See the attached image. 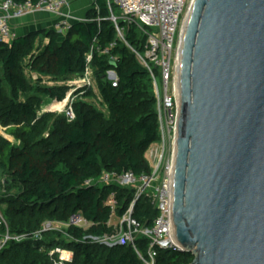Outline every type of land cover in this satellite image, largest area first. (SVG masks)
<instances>
[{
	"label": "trees",
	"instance_id": "16d2710c",
	"mask_svg": "<svg viewBox=\"0 0 264 264\" xmlns=\"http://www.w3.org/2000/svg\"><path fill=\"white\" fill-rule=\"evenodd\" d=\"M96 5L99 13L93 7L94 12L86 17L89 21L74 24L63 42L55 32L47 33L49 44L37 56H32L35 35L17 37L11 45L0 42V126L21 142L16 148L0 139V172L14 171L11 180L23 186L17 197L0 196L11 232H35L46 221L67 222L73 215L95 224L88 231L68 230L69 236L81 242L52 233L42 242L10 243L0 253V264H52L48 251L55 247L72 251V264H144L130 246L108 248L83 243L89 235L113 234V227L108 225L113 213L122 218L135 198L132 189L86 184L105 173L151 175L146 154L161 140L150 73L117 38L105 0H96ZM126 40L136 49L144 41L134 29L127 31ZM113 43L116 46L108 55L101 53ZM89 54H93L90 66L108 116L82 101L69 104L76 116L72 122L65 115L42 114L44 98L63 103L70 88L29 82L25 59L31 57L33 71L65 81L86 74ZM114 57L116 62L111 61ZM109 71L116 73L117 87L108 80ZM81 95L92 96L91 87L84 86L71 98ZM111 198L113 208L108 204ZM158 215L148 197L137 201L133 216L140 223L151 227ZM137 246L147 258L148 240L139 238ZM193 260L190 253L157 250L156 264H192Z\"/></svg>",
	"mask_w": 264,
	"mask_h": 264
},
{
	"label": "water",
	"instance_id": "95a60500",
	"mask_svg": "<svg viewBox=\"0 0 264 264\" xmlns=\"http://www.w3.org/2000/svg\"><path fill=\"white\" fill-rule=\"evenodd\" d=\"M178 73L179 251L192 264H264V0H193Z\"/></svg>",
	"mask_w": 264,
	"mask_h": 264
},
{
	"label": "built area",
	"instance_id": "2783aa9c",
	"mask_svg": "<svg viewBox=\"0 0 264 264\" xmlns=\"http://www.w3.org/2000/svg\"><path fill=\"white\" fill-rule=\"evenodd\" d=\"M77 0H4L0 2V42L11 45L16 39L13 23L36 14H46L52 18L53 29L58 33H68L76 23L89 20L72 14L70 8ZM110 11L109 21L113 23L117 38L123 42L136 56L138 62L148 70L153 80L154 93L157 100V112L160 125L161 140L152 145L147 157L152 162V174L138 177L134 172L122 174L105 173L97 181L88 182L87 186L115 185L123 189L135 191V198L128 211L117 222L113 219L108 223L114 229L113 234L103 237L89 235L83 243L102 245L108 248L130 246L144 264H156L157 250H178L179 245L174 234L172 220L173 206V164L175 140L179 111V64L181 37L184 24L193 0H105ZM120 10L116 15L113 6ZM94 9L99 7L94 0ZM134 29L144 39L140 49L131 46L126 40L127 31ZM116 43L101 52L108 55ZM93 54L87 56L88 69L85 75L92 72L90 66ZM116 62L117 58H111ZM84 75V76H85ZM113 87L118 85V77L114 71L107 74ZM71 95L63 103L56 102L62 115L68 122L76 116L72 106H67ZM66 103V104H65ZM58 110V109H57ZM173 144V157L170 164L162 167L163 158L168 144ZM148 197L152 207L159 213L151 227H147L134 218V208L138 200ZM114 207L113 198L109 203ZM95 224L81 215H73L67 222L46 221L35 232L13 234L3 210L0 207V253L10 243L42 242L48 234H61L71 241L81 242L68 235V230L78 228L90 230ZM148 240L147 258L143 257L137 246V240ZM52 264H72L74 253L68 249L55 247L48 251Z\"/></svg>",
	"mask_w": 264,
	"mask_h": 264
},
{
	"label": "rangeland",
	"instance_id": "374dc122",
	"mask_svg": "<svg viewBox=\"0 0 264 264\" xmlns=\"http://www.w3.org/2000/svg\"><path fill=\"white\" fill-rule=\"evenodd\" d=\"M93 7H94V0H93L91 5L89 4V7H87L85 12H84V10L82 11L83 13H86L84 16L85 18L90 17L89 14L94 12V11H92ZM114 10H115L116 15L120 14L119 8L116 7L115 5H114ZM35 22H36L35 24L38 23L37 24L38 27H35L33 29L30 28L28 34H26V35L32 34V35H35L37 37L35 42H34V48H33L32 56L39 55L41 52H43L45 47L49 44V39L47 38V33L55 32V35L58 36L60 42H63V40L67 37V33H58V31H55L53 29V23L50 22V20L48 22V21H46V19H39V20L36 19ZM17 37L18 36L16 34V38ZM30 63H32L31 57L26 58L25 62H24L25 75H26L27 80L29 82H31L33 84L40 82L42 86H48V87H51V86H68L70 88L69 96L70 95L72 96L76 91L83 88L84 86H89L92 89V96H90V97H85L84 95H81L79 97L73 96V98H71V100L69 101L67 106H69V104H72L76 101L87 102L88 104H90L94 108H96L99 112L103 113L105 116H108V110H107L105 103L102 100V97H101V94L99 92L98 85H97V78H96V75L94 74L93 70H92V72L90 71V74H88V75L71 76V77H69V79L62 81V80L55 79L53 76L42 75V74H39V73L33 71L30 67ZM5 87H6L7 92L10 93V89L7 86H5ZM44 101H45V103H44V106L41 110L42 114L43 113H52L55 115H62V113L59 109L58 110L52 109V107L58 105L56 103V101H51V100H48L46 98H44ZM52 105H54V106H52ZM0 139L3 141H6L7 143L11 144L12 146H14L16 148L21 147V142L19 140H17L15 137L8 135L6 132V129L2 128L1 126H0ZM156 148H157V146L155 145L154 149H156ZM172 157H173V144L170 143V144H168V146L166 148V152H165V155L163 158L162 167H165L167 164H170ZM146 159H147L148 163L150 164V166H152V162L147 157V154H146ZM13 164H15V162ZM13 173H14V171H10V170L0 172V196L17 197V196L22 194L23 186H21L17 182H14L9 187L8 190H5L4 182L6 179L11 180L15 174V173L14 174ZM113 221L114 222L118 221V218L115 215V213H113Z\"/></svg>",
	"mask_w": 264,
	"mask_h": 264
},
{
	"label": "crops",
	"instance_id": "0c3cea01",
	"mask_svg": "<svg viewBox=\"0 0 264 264\" xmlns=\"http://www.w3.org/2000/svg\"><path fill=\"white\" fill-rule=\"evenodd\" d=\"M92 2H93V0H77L76 2L73 3L70 10H71L72 14H74L75 16H77L79 18H85L84 16L86 13H83L82 11L84 10V12H85L87 7H89V4L91 5ZM36 19H38V20L39 19H46V21L49 22V20H50V22H52V18L46 14H36L34 16L27 17L23 20L16 21L13 23V28H14V31L17 34V36L18 37L25 36L26 34H28L30 28L33 29L35 27H38L37 26L38 23L35 24Z\"/></svg>",
	"mask_w": 264,
	"mask_h": 264
},
{
	"label": "bare ground",
	"instance_id": "6f19581e",
	"mask_svg": "<svg viewBox=\"0 0 264 264\" xmlns=\"http://www.w3.org/2000/svg\"><path fill=\"white\" fill-rule=\"evenodd\" d=\"M56 105H57V104H56ZM52 106H54V105H52ZM50 107H51V106H50ZM60 107H61V106L57 105V106L52 107V109H60Z\"/></svg>",
	"mask_w": 264,
	"mask_h": 264
}]
</instances>
